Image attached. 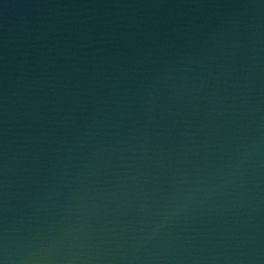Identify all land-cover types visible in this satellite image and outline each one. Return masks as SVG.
Masks as SVG:
<instances>
[{
  "label": "water",
  "instance_id": "95a60500",
  "mask_svg": "<svg viewBox=\"0 0 264 264\" xmlns=\"http://www.w3.org/2000/svg\"><path fill=\"white\" fill-rule=\"evenodd\" d=\"M0 264H264V0H0Z\"/></svg>",
  "mask_w": 264,
  "mask_h": 264
}]
</instances>
